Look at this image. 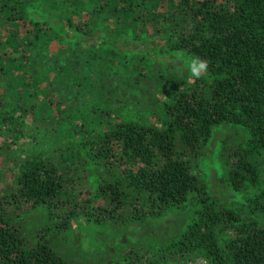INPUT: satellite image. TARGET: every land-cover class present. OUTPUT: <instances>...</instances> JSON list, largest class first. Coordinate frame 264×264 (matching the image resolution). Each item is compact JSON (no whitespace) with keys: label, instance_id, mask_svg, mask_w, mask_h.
Masks as SVG:
<instances>
[{"label":"trees","instance_id":"16d2710c","mask_svg":"<svg viewBox=\"0 0 264 264\" xmlns=\"http://www.w3.org/2000/svg\"><path fill=\"white\" fill-rule=\"evenodd\" d=\"M38 1L0 0V157L15 154L0 190V264H73L46 233L81 219L123 236L169 213H187L172 239L129 243L117 264H264V0H44L57 28L28 15ZM144 38L207 59L209 71H158L154 117L125 120L110 100L146 75L121 45ZM45 106L66 113L68 136L53 154L12 151L27 112ZM220 124L242 127L218 158L226 186L246 193L248 220L196 171ZM33 211L42 221L30 242L20 218Z\"/></svg>","mask_w":264,"mask_h":264},{"label":"rangeland","instance_id":"374dc122","mask_svg":"<svg viewBox=\"0 0 264 264\" xmlns=\"http://www.w3.org/2000/svg\"><path fill=\"white\" fill-rule=\"evenodd\" d=\"M46 4L47 2L44 0L36 2L34 7L28 8V15L33 21H47L49 25L57 28L58 25L54 20L46 15ZM66 34L68 33L66 32L64 35ZM126 40L127 42H123L121 45V49L125 50L123 53L126 54L123 57H127L132 62L140 59L145 69L146 79L140 78V84L135 81L131 87L117 90L112 99L113 103L110 100V109L125 120L133 119L137 121L149 116L154 117L155 113L152 111L154 109V111H157V105L159 104L153 106V101L157 99V88L155 83H152V78L158 74V71L164 69L166 71L173 70L177 75L191 78L190 72L187 71V64L192 56L182 51L162 49L157 43L161 38L155 39V43L147 38L139 41L133 40L134 42L130 41V46L128 45L129 39ZM127 65V63H121L122 67ZM13 73L10 78L17 86L20 78L15 71ZM10 78L8 76V81L11 80ZM39 105H43V103ZM39 107L36 111L27 112L24 120L28 129L18 142L19 146L14 147L12 151L18 148V150L23 149V151L31 153V150L35 149L36 151L53 154L55 152L54 139L63 141L62 139L68 136L66 133L68 124L64 121L66 119H60L65 117L66 113H59L55 110V106L52 108L45 106L44 109L41 107L40 110ZM92 108V105L87 106L85 103L83 107L85 115L90 121L93 119L100 120V116L96 112H90ZM30 125H34V128H32L34 132L29 131ZM87 125L91 127L94 124L89 122ZM241 131L242 127L233 124H220L213 127L210 139L196 158L198 165L195 164V166L196 171L203 174L209 192L223 204L232 206L234 209L237 208L242 219L248 220L250 217L245 208L246 193L233 191L226 186L222 174L223 166H221L218 158L221 142L238 137ZM20 156H24L23 152ZM0 159V163H2L0 164L2 173L1 190L6 183L12 180L14 175L13 162H15V154L10 152L6 156H1ZM185 214L187 213H169L154 221L152 226H130L123 236L117 233L113 235L112 230L102 223L79 219L72 224L70 230H66L61 235L57 231L46 233L43 241L50 244L73 264H117V256L120 254L122 247L130 245L129 243L142 242L144 244L152 236L161 242L172 239L185 221ZM40 215L41 212L33 211L25 213L20 218L24 233L30 242H33L32 237L38 227L41 226L42 217Z\"/></svg>","mask_w":264,"mask_h":264},{"label":"clouds","instance_id":"9594fccd","mask_svg":"<svg viewBox=\"0 0 264 264\" xmlns=\"http://www.w3.org/2000/svg\"><path fill=\"white\" fill-rule=\"evenodd\" d=\"M187 71L190 72L193 80L203 77L209 71V61L198 56H193L187 64Z\"/></svg>","mask_w":264,"mask_h":264}]
</instances>
